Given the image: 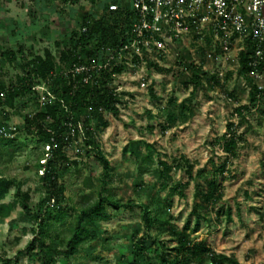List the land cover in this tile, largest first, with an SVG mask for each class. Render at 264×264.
Masks as SVG:
<instances>
[{
    "label": "rangeland",
    "instance_id": "rangeland-1",
    "mask_svg": "<svg viewBox=\"0 0 264 264\" xmlns=\"http://www.w3.org/2000/svg\"><path fill=\"white\" fill-rule=\"evenodd\" d=\"M1 1L10 7L9 15L21 21L16 38L24 58L18 56L12 64L0 58V84L21 74L29 49L34 54L45 49L56 53L54 43L77 27L80 12L91 4L90 0ZM8 25L0 52L17 48L16 41H7L13 35ZM29 32L32 40H18ZM158 69L152 76L135 70L114 80L122 100L118 115L104 116L107 126L96 132L95 139L108 171L92 154L78 158L83 165L62 169L58 180L64 188L62 198L49 210L51 218L41 228L36 217L44 210L41 201L47 193L35 167L40 145L29 142L27 148L9 155L0 147V177L21 185V191L29 194L31 209L30 213L22 210L13 187L0 199V205H13L7 217L0 216V264L7 259L17 264H44L36 244L28 251L34 238L46 244L51 264H163L162 256L166 264H183L185 253L175 250L183 232L189 242L202 241L226 257L223 264H264V107L245 112L251 128L237 144V154L229 156L221 136L229 131L230 123L238 134L246 128L233 113L248 103L240 74L229 71L223 86L213 83L194 89L187 75L163 73L165 66ZM154 82L158 86L152 96L148 87ZM7 114L10 123H21L9 109ZM68 155L75 153L69 149ZM159 160L168 163V173L160 175ZM212 162L216 166L225 163V170L215 179V199L205 202ZM187 166H191V175L185 172ZM171 186L179 187L184 198H169ZM129 201L132 206H112ZM98 205L101 209L96 211ZM197 205L198 225L192 216ZM227 209L230 220L225 218ZM145 210L153 218L150 228L143 222ZM77 226L87 234L66 255Z\"/></svg>",
    "mask_w": 264,
    "mask_h": 264
},
{
    "label": "trees",
    "instance_id": "trees-1",
    "mask_svg": "<svg viewBox=\"0 0 264 264\" xmlns=\"http://www.w3.org/2000/svg\"><path fill=\"white\" fill-rule=\"evenodd\" d=\"M71 0H61L62 3H68ZM88 9H83L80 12L77 21V27L69 33L62 34L54 45L56 53H52L48 49L42 51L41 54H34L31 49L27 53V60L23 65L21 74L15 77L14 81L7 84H0V90H6L4 101H0V115L3 119L0 124L9 122L10 116L7 114L9 109L15 116L21 119L19 124V135L12 139L0 138L4 144L0 147L4 148L7 155L21 151L27 148L29 142L40 145V154L36 157L35 167L42 168L43 165L39 161L44 157L43 147L46 144L54 146L51 150V156L47 159L43 168L42 175L38 176L41 185L46 190V197L41 201L44 205V210L37 212L36 219L39 220L38 228L45 225V220L51 218L49 210L58 205L60 197L64 192L63 186L58 183L62 169L69 168L70 165L78 167L83 165L82 160H79L83 155H93L102 165L105 173L108 171V162L99 155V146L96 142V132L107 126L104 119L105 113L117 115L116 108L117 95L113 93L109 84L111 76L108 72H101L98 75H92L88 83H83L82 75L72 77L65 76L63 71L69 69L73 64H81L89 61V59L101 60L107 50H111L125 44L130 37L131 13L127 4H122L120 0H90ZM115 3L119 7L117 10H108V5ZM85 28L84 32L81 30ZM17 28L13 27L12 32ZM17 48L15 51L6 49L0 52V58L5 59L9 63H14L18 56L24 58L22 53L24 49L19 41H16ZM245 56L240 55L239 61L241 67L239 74H244L247 69L245 67ZM120 70L115 69L118 73ZM219 85L214 76L206 77L205 73L192 71L189 82L194 89L201 88V80ZM44 84L46 88L56 97L57 101L53 104H46L43 107L38 106L37 92L33 87L39 84ZM212 83V84H213ZM150 94L153 96L152 91ZM248 103L239 105L234 109V114L240 117L242 122L246 123L245 131L238 134L231 129L232 124L228 125L229 131L221 136L222 148L229 156H235L237 144L244 141V133L251 128V125L246 121L244 114L251 108L260 110L264 107V94L259 97L255 90H252L247 95ZM60 100L62 103H60ZM31 106V107H29ZM184 107V105H182ZM29 108L31 110H29ZM25 111V113H23ZM72 125L73 134L69 128ZM81 124L83 127V135L79 133L77 126ZM151 145L147 144V147ZM69 149H78L80 153L70 157ZM78 156V157H77ZM211 162V161H210ZM213 163V162H212ZM227 163V162H226ZM214 165V163H213ZM158 166L160 175L165 174L170 170L166 161L159 160ZM225 170V163L219 166L214 165L212 179L203 195V201L209 202L215 199L216 196V177ZM185 172L191 175V166L185 168ZM201 170L196 173L198 177L201 175ZM20 184L12 179L0 177V199L9 192L13 187L16 191V197L22 210L30 213V197L27 192L21 191ZM178 195L184 198V194L177 186L168 188V197ZM116 209H121L124 206H132L129 201L126 205L112 203ZM13 205H0V216L7 217L9 209ZM200 206L197 205L192 216L196 225L199 224L201 215L199 213ZM98 205L96 211L100 210ZM225 218L230 220V209L225 211ZM147 210L143 213V222L146 227H151L153 218ZM189 225V224H188ZM186 225L185 228L188 227ZM87 231L77 226L74 228L72 239L67 243V249L64 254H70V251L85 237ZM34 244L39 247V252L44 264H51L49 251L44 249L46 244L39 238H34L28 246V251L32 250ZM177 248L179 252L185 253L183 264H187L188 260H196L197 264H223L226 257L215 254L204 242H189L187 236L183 233L177 238ZM142 245V244H141ZM141 248V246H139ZM163 264L167 263L165 256L161 257ZM179 262H175L178 264ZM2 264H17L7 259Z\"/></svg>",
    "mask_w": 264,
    "mask_h": 264
},
{
    "label": "built area",
    "instance_id": "built-area-1",
    "mask_svg": "<svg viewBox=\"0 0 264 264\" xmlns=\"http://www.w3.org/2000/svg\"><path fill=\"white\" fill-rule=\"evenodd\" d=\"M120 1L124 4L126 0ZM118 7L110 3L108 10ZM128 9L132 20L130 37L125 44L107 50L101 60L91 58L85 63L73 64L62 74L82 75L86 84L92 75L110 73L109 86L117 95L118 109L122 102L118 94L120 87H113V82L122 74L145 69L148 65L156 70L165 66L164 58L171 56L174 72L190 78L192 71H198L208 78L214 76L223 86L225 73H239V58L243 55L247 71L240 74L241 86L247 95L252 90L259 97L264 94V0H128ZM115 69L120 71L116 73ZM201 83L213 82L202 79ZM33 90L37 92L39 107L57 101L43 83ZM5 96L6 90H0V101H4ZM19 126L1 123L0 138L18 136ZM68 126L73 134L72 125ZM77 129L82 137V125L78 124ZM53 148L50 144L43 147L44 157L39 161L43 167L38 169L39 175ZM72 150L75 156L80 153L78 149Z\"/></svg>",
    "mask_w": 264,
    "mask_h": 264
},
{
    "label": "crops",
    "instance_id": "crops-1",
    "mask_svg": "<svg viewBox=\"0 0 264 264\" xmlns=\"http://www.w3.org/2000/svg\"><path fill=\"white\" fill-rule=\"evenodd\" d=\"M8 10H10V7L8 6V4H3L2 1L0 0V41L3 39V37H6V35L4 34V32H5V30H4L5 28L4 27L9 24L10 26L8 25V27H10V28L15 27L17 29L14 31L15 33H13L11 38H7V41L8 42H10V41L15 42V41H17L16 35H19V30L18 29H19V26L21 25L20 24L21 21L19 22V21H17L16 18L11 17L9 15V13H8ZM5 13H7V14H5ZM4 21H7L8 23L4 24ZM22 25L25 26L24 23H22ZM36 25L38 26V23H36L35 26ZM28 26H30V25H28ZM30 32H32V30ZM30 32L25 34V35H23V36H20V38L18 40H20V42L22 40H25V39L26 40H32L33 37H32ZM34 32H37V31H34ZM0 50H1V46H0ZM163 64L165 65V68H167V69H164L163 73L177 74L172 69L173 63H172V57L171 56L164 58L163 59ZM142 70H144L146 72V74H149V76H152V73H154L155 71H161L158 68L156 70H154V68H152L150 66H147L145 69L143 68ZM181 74L182 73H179V75H181ZM182 75H184V74H182ZM149 83L151 84V81ZM157 86H158L157 83L154 82L152 86L150 85L148 87V89H149V91H152V93L154 94V90H156ZM107 115H112V114L111 113H105L104 114V116H107ZM117 115H118V112H117Z\"/></svg>",
    "mask_w": 264,
    "mask_h": 264
}]
</instances>
